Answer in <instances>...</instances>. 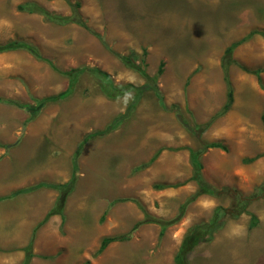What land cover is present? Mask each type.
<instances>
[{"label": "rangeland", "instance_id": "obj_1", "mask_svg": "<svg viewBox=\"0 0 264 264\" xmlns=\"http://www.w3.org/2000/svg\"><path fill=\"white\" fill-rule=\"evenodd\" d=\"M28 2L64 17H74L71 5L79 3V15L106 44L76 23L18 10ZM263 34L264 0H0V44L28 42L58 69L25 51L0 54V98L10 102L0 103V264H24L35 228L59 196L47 187L13 194L68 182L80 142L124 115L134 94L127 102L108 99L84 74L71 96L38 101L67 89L60 72L83 66L101 69L118 86L141 87L146 78L112 51L141 58L143 50L150 76L164 64L157 85L166 108L147 91L119 128L85 144L64 222L53 215L38 227L30 264H175L185 236L217 209L222 227L194 249L190 264H264V157L246 162L264 152ZM244 38L228 68L234 103L219 115L228 99L225 51ZM27 107L37 113L32 121ZM181 117L206 129L194 134ZM212 142L225 149L202 155L203 178L225 192L187 204L198 191L190 151ZM165 183L173 187H155ZM183 206L163 236L155 223L133 230L145 212L168 222ZM240 228L243 236H233ZM121 235L129 239L96 256L104 238Z\"/></svg>", "mask_w": 264, "mask_h": 264}, {"label": "trees", "instance_id": "obj_2", "mask_svg": "<svg viewBox=\"0 0 264 264\" xmlns=\"http://www.w3.org/2000/svg\"><path fill=\"white\" fill-rule=\"evenodd\" d=\"M71 6L74 9V13H75L74 17H64V16H60L57 14H52L49 11L45 10L43 7L39 6L38 4L31 3V2L19 5L18 10H20L22 12H27L30 14H39V15L43 16L46 20H48L52 23H55V24L66 25L69 23H76V24L80 25L81 27H83L84 29H86L87 31H89L91 34L95 35L104 44H106L103 37L96 34L79 15L78 10L80 8V4L75 3ZM254 33L255 32L251 33L250 36L254 35ZM245 40H246V38H244L241 41L233 43L225 51L224 61H223V70H224V75H225V81H226V84L228 87V94H227L228 99H227L226 105L224 106V109L222 110V112L219 115L225 114L233 106L234 91H233V87H232V84H231V81L229 78L228 68H229V65L232 62H234L232 60V54H233L234 50L239 45H241ZM15 51H25V52L29 53L32 57H34L36 60L46 62L51 66L52 69L58 71V69L55 67V65L53 64V62L50 59L44 57L37 47L33 46L32 44H30L28 42L14 40V41H10V42L5 43V44H0V54L15 52ZM112 53L118 59H120L121 62L126 67L131 68V69L139 72L143 77H145L146 83L141 87H136L132 84L118 86L115 84L111 75H109L108 73L102 71L99 68H89L87 66H83V67L71 69L69 71L60 72L62 75H64L65 77L68 78L69 83H68L67 89L64 92H62L56 96L48 97V98H45L41 101H38V104L39 103L40 104H47L49 102L60 101V100H63L65 98L71 96L74 93V91H75V89H76V87L80 81V78L84 74L90 75L97 82L101 93L104 96H106L108 99H112V100L119 99V98L124 96L125 92H129V93L134 94L133 100L130 103V105L128 106V109L124 115L117 117L104 130H98V131H95V132H92V133L86 135V137L80 142L76 151L73 154V158H72L73 172H72V176L68 182H66L64 184H58V185L48 184V183H40L37 186L18 190L17 192H15L13 194V195H19V194L31 193V192H33V191H35L41 187L51 188V189L58 191V193H59L58 199H57L54 207L49 211V213L44 218V220L34 230V235L32 237V240H31L29 246L26 248V260L24 261V264H30L32 258L34 257L31 250H32V245H33V241H34V236H35V233H36L38 227L41 224L43 225L44 223H46L49 220V218L53 215H60L62 218V222H64L65 217H64L63 210H64L65 203L67 201L68 196L73 192L75 185L77 183L76 173L78 171V161H79V158L83 152L85 144L93 138L100 137V136H106V135L112 133L113 131H115L117 128H119L122 125V123L125 121V119L127 117H129L130 114L136 109V107L139 104L142 96L147 91L154 92L156 98L159 101L160 106L163 109L166 108L164 97H163V95H162V93H161V91L157 85L159 77L164 73V64L163 63L160 64L158 71H157V74L155 76H150L146 70V66H147L146 61H145V57L147 55L146 50H143V55L141 58H139L138 55L134 52L131 53L130 55H122V54L116 53L115 51H112ZM261 72L262 71L259 69L256 71H253V73L258 77L259 81H261V76H260ZM8 102L9 101L0 98V103H8ZM27 109L32 110L29 121L34 120L36 117V114H37L36 111L31 109L30 107H27ZM180 121L188 130H190V132H192L194 134H197L198 132L199 133L203 132L207 126V125L206 126L195 125L194 127H191L182 117L180 118ZM263 121H264V118H263ZM215 148L225 149V147L221 143L212 142V143L203 144L202 149L199 151H194V150L190 151V160H191V164L193 166L192 180L196 183V185L198 187V191L196 192L195 196L192 197L188 201L187 204L191 203L193 200H195L196 198H198L202 195L217 196V195H221V194H223V192H225L224 190L218 191V189H216L215 187L208 184L204 180L203 174H202L204 167H203V163L201 161V157L207 150L215 149ZM261 157H264V152L262 154H259L255 157H253V158L247 159L246 162L251 163V162L258 160ZM156 158H157V155L152 158L151 162H154L156 160ZM155 187L157 189L162 190V189H166V188L173 187V186L171 184H161V185H156ZM260 190L264 193V183L260 187ZM185 208L186 207L183 206L181 208V212L178 215V217L175 218L174 220L168 221V222L165 220H162V219H157V218L151 216L149 213L145 212L144 219L142 221L136 223L133 230H136L139 226H141L143 224L155 223V224L160 225L161 236H163L165 234L167 228L170 225L180 221V219L182 218V216L184 214ZM223 217H224L223 211L221 209H217L210 222L201 223V224L193 227L192 230L185 236V238L183 239V241L181 243L179 251L175 256V264H190V262L188 260V256L194 251V249L199 244L211 242V240L213 239V234L219 228L222 227L221 226L222 223H220V221L223 219ZM256 224H257V219L255 217H253L252 221H251V226L253 227ZM128 239H129V235H121V236H116V237L104 238L101 245H100V248L98 249V251L96 253V256L101 255L108 248V246L110 244H112L114 242L126 241ZM86 264H89V262H87Z\"/></svg>", "mask_w": 264, "mask_h": 264}, {"label": "clouds", "instance_id": "obj_3", "mask_svg": "<svg viewBox=\"0 0 264 264\" xmlns=\"http://www.w3.org/2000/svg\"><path fill=\"white\" fill-rule=\"evenodd\" d=\"M124 98H125V102H127L131 98V93L125 92L124 93ZM243 234H244V232H243L242 228H240L239 231H235V232L232 233V235L236 236V237L243 236Z\"/></svg>", "mask_w": 264, "mask_h": 264}, {"label": "crops", "instance_id": "obj_4", "mask_svg": "<svg viewBox=\"0 0 264 264\" xmlns=\"http://www.w3.org/2000/svg\"><path fill=\"white\" fill-rule=\"evenodd\" d=\"M165 184H168V183H165Z\"/></svg>", "mask_w": 264, "mask_h": 264}, {"label": "bare ground", "instance_id": "obj_5", "mask_svg": "<svg viewBox=\"0 0 264 264\" xmlns=\"http://www.w3.org/2000/svg\"><path fill=\"white\" fill-rule=\"evenodd\" d=\"M231 246V245H230ZM228 249V248H227Z\"/></svg>", "mask_w": 264, "mask_h": 264}]
</instances>
